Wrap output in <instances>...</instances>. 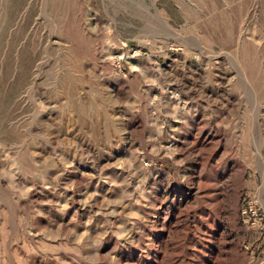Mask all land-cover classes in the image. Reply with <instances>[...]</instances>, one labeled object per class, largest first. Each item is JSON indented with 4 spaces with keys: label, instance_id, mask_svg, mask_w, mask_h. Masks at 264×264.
<instances>
[{
    "label": "rangeland",
    "instance_id": "1",
    "mask_svg": "<svg viewBox=\"0 0 264 264\" xmlns=\"http://www.w3.org/2000/svg\"><path fill=\"white\" fill-rule=\"evenodd\" d=\"M0 264H264V0H0Z\"/></svg>",
    "mask_w": 264,
    "mask_h": 264
}]
</instances>
